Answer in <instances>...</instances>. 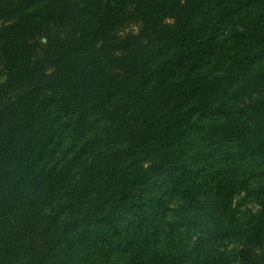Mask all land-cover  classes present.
I'll list each match as a JSON object with an SVG mask.
<instances>
[{
  "label": "trees",
  "instance_id": "trees-1",
  "mask_svg": "<svg viewBox=\"0 0 264 264\" xmlns=\"http://www.w3.org/2000/svg\"><path fill=\"white\" fill-rule=\"evenodd\" d=\"M0 75V264H264V0H0Z\"/></svg>",
  "mask_w": 264,
  "mask_h": 264
},
{
  "label": "rangeland",
  "instance_id": "rangeland-1",
  "mask_svg": "<svg viewBox=\"0 0 264 264\" xmlns=\"http://www.w3.org/2000/svg\"><path fill=\"white\" fill-rule=\"evenodd\" d=\"M3 78L0 75V81H2ZM242 88V89H240ZM239 90L238 91V98L237 100L239 102H248L252 99H256L258 97L264 96V85L259 83L256 79H251L247 78V80L242 81L239 85ZM70 139L65 138L62 140V143L58 146V151L56 152L57 154L61 152V150H64ZM149 162L147 160L144 161V164H148ZM233 208H234V224L235 225H240L244 224L245 222L248 221L249 216L253 213H255L259 206L255 202L254 198L252 196H247L243 192H239L233 197ZM176 204V200L170 202V206H174ZM182 233L178 235L176 238V241H178V245L184 244L186 248L189 250L192 249V255H190V258H194L196 256L198 257H204V256H209L212 255L213 251L210 249L209 245L204 244V242H200L196 248H193L194 246V239L196 238V231H194L193 228L189 230H184L183 228L181 229ZM226 244V249L227 250H236L241 247H243V242L242 241H227L225 242ZM258 253H260L261 256L264 257V253L256 250ZM234 264H239L238 262Z\"/></svg>",
  "mask_w": 264,
  "mask_h": 264
}]
</instances>
